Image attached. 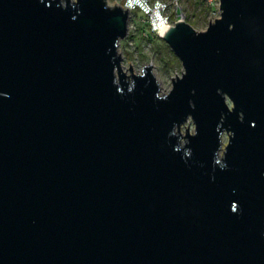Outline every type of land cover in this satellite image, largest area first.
I'll list each match as a JSON object with an SVG mask.
<instances>
[{"label": "water", "instance_id": "95a60500", "mask_svg": "<svg viewBox=\"0 0 264 264\" xmlns=\"http://www.w3.org/2000/svg\"><path fill=\"white\" fill-rule=\"evenodd\" d=\"M219 11L162 93L122 7L0 0V264H264V0Z\"/></svg>", "mask_w": 264, "mask_h": 264}, {"label": "rangeland", "instance_id": "374dc122", "mask_svg": "<svg viewBox=\"0 0 264 264\" xmlns=\"http://www.w3.org/2000/svg\"><path fill=\"white\" fill-rule=\"evenodd\" d=\"M107 2L110 5L116 4L114 0H107ZM120 2L121 0H117V3ZM183 12L188 16L189 9L186 10V7L183 6ZM136 14L139 15L138 13ZM216 18H218V16H213L208 13L204 24L192 27L197 32L204 31L207 28L209 21L211 23ZM192 19L194 21L196 18L193 17L190 21ZM190 21L187 17L186 23L190 24ZM165 47L167 46L163 41H160L153 36L147 38L145 28L141 26V24H129L128 36L125 40L120 42L118 48V52L122 58L120 63L122 72L130 77L131 73L130 70H128L129 65L132 68V74H139L143 66L151 65L152 72L160 84L161 92H168L171 88V80L180 76L183 69L180 62L169 49L163 50L160 55L159 50L165 49ZM166 63L170 65L165 66ZM187 128L189 133L193 132L194 126L190 120L181 126L180 133L185 135V129ZM222 141L224 147L227 143V136H223Z\"/></svg>", "mask_w": 264, "mask_h": 264}, {"label": "built area", "instance_id": "2783aa9c", "mask_svg": "<svg viewBox=\"0 0 264 264\" xmlns=\"http://www.w3.org/2000/svg\"><path fill=\"white\" fill-rule=\"evenodd\" d=\"M209 9V14L220 15V0H200ZM110 6H119L129 12V24L138 23L145 28L146 37L162 39L176 22H186L187 15L183 12L186 0H121ZM138 13L139 15H137ZM217 19V18H216ZM189 20V18H188Z\"/></svg>", "mask_w": 264, "mask_h": 264}, {"label": "trees", "instance_id": "16d2710c", "mask_svg": "<svg viewBox=\"0 0 264 264\" xmlns=\"http://www.w3.org/2000/svg\"><path fill=\"white\" fill-rule=\"evenodd\" d=\"M183 6L186 7V10L189 9V12H188L189 21L193 17L196 18L194 21L193 19L190 21L191 26L195 27V26H198L199 24L202 25L205 23L207 15L209 13V9L206 8L200 0H186V2L183 3ZM168 49L169 48L165 47V49L159 50L160 55L163 50H168ZM168 65L170 64H167V63L165 64V66H168Z\"/></svg>", "mask_w": 264, "mask_h": 264}]
</instances>
